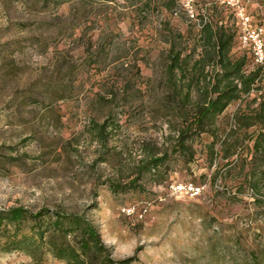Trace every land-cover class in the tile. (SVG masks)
<instances>
[{"label":"rangeland","instance_id":"374dc122","mask_svg":"<svg viewBox=\"0 0 264 264\" xmlns=\"http://www.w3.org/2000/svg\"><path fill=\"white\" fill-rule=\"evenodd\" d=\"M227 1L192 0L193 20L184 0H0V208L83 212L129 264H264V159L253 148L264 123L240 121L263 89L188 131L186 152L176 139L218 72L194 63L208 56L202 24L232 33L228 58L251 68ZM171 44L179 83L196 75L190 102L167 80ZM187 184L197 193L171 186ZM0 264L66 263L12 250Z\"/></svg>","mask_w":264,"mask_h":264},{"label":"trees","instance_id":"16d2710c","mask_svg":"<svg viewBox=\"0 0 264 264\" xmlns=\"http://www.w3.org/2000/svg\"><path fill=\"white\" fill-rule=\"evenodd\" d=\"M110 1V0H107ZM202 41L208 47L205 59L195 60L194 63L213 60L218 66L213 80L205 87L203 98L191 103L192 114L185 116L181 128L176 132V139L180 147L186 152L184 141L188 139L190 130L207 131L213 124L214 117L220 114L229 102L248 94L251 90L264 88L257 82L264 76V64L254 65L246 72L242 69L245 56L229 59L227 51L230 48L232 33L212 30L208 24H202ZM169 47L166 65L167 80L178 89L180 99L190 102V89L194 72L179 83L181 63L179 51ZM244 54V53H243ZM241 54V55H243ZM177 71L180 73L177 76ZM189 74V73H188ZM178 82V84H177ZM259 95H262L261 93ZM240 118L244 126L253 123H264V94L247 114ZM205 127V128H204ZM104 125L96 128L98 137H102ZM255 153H261L264 159V133L256 137L253 142ZM165 153L161 156H151L143 160L140 169H154L164 161ZM126 184H110L112 191L132 189ZM21 250L37 259L46 252L52 257L64 261L66 264H129L130 258L115 259L108 247L102 242L97 228L83 212L65 211L60 208L39 207L32 211L22 205H11L0 208V251L8 252Z\"/></svg>","mask_w":264,"mask_h":264},{"label":"built area","instance_id":"2783aa9c","mask_svg":"<svg viewBox=\"0 0 264 264\" xmlns=\"http://www.w3.org/2000/svg\"><path fill=\"white\" fill-rule=\"evenodd\" d=\"M229 0L227 4L234 5L236 7V15L239 18L240 34L239 39L243 47L251 55L252 63L254 65L264 64V7L253 0ZM240 3V4H239ZM192 0H184V11L188 17L195 19L192 14ZM255 5L251 9L250 13L245 12L246 6ZM262 84L264 88V76L262 78ZM173 189L185 188L190 194H196L198 191L197 186L187 184L184 186L171 185Z\"/></svg>","mask_w":264,"mask_h":264}]
</instances>
